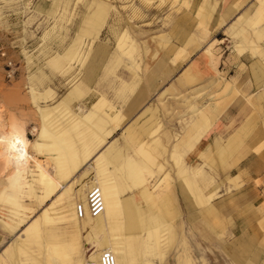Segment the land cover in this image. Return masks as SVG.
<instances>
[{
  "label": "bare ground",
  "instance_id": "1",
  "mask_svg": "<svg viewBox=\"0 0 264 264\" xmlns=\"http://www.w3.org/2000/svg\"><path fill=\"white\" fill-rule=\"evenodd\" d=\"M79 1L87 7L82 26L68 46L51 54L46 63L67 81V86H72L71 90L57 96L51 86L31 84L28 91L40 118L36 139L29 140L15 123L0 135V158L12 168L0 178V222L5 234L13 235L0 252V264H88L103 251L112 253L114 264H211L208 252L198 242L202 255L195 258L192 254V262L184 259L182 245H191L184 228L182 203L191 201L206 216L214 212L213 204L219 197V182L212 186L217 176L214 166L225 164L240 138L216 136L207 148L197 144L226 107L214 112L196 103L188 104L194 122L188 126L182 117L180 121L187 125L182 128L188 129L173 134L165 126L170 121L157 113L156 105H142L158 72L148 67L142 75L134 76L130 68H140L137 45L110 0H74V6ZM163 1L159 0L160 4ZM179 1L188 6L191 0ZM258 1L253 15L247 14L251 29L244 32L246 29L240 28L234 34L238 37L235 48L240 54L247 52L264 60V0ZM216 4L215 0H200L194 14L200 20L205 9L213 10ZM54 6L53 12L58 8ZM226 10L233 12L234 5ZM179 24V20L173 21L174 28ZM104 25L109 31L117 28L113 31L117 32L116 48L129 65L113 60L108 67L109 73L121 81L115 94L119 101L99 99L90 108H82L78 96L89 90L85 66ZM237 28L234 24L230 30L233 33ZM187 37L175 56L184 53L183 59L188 57L186 50L192 39ZM213 42L204 54L211 53ZM166 56L162 54L156 62L164 75L170 71L167 59H176ZM120 65L122 69L118 70ZM196 66L197 61H192L191 67L184 69L182 77L187 83L200 74L193 71ZM71 91L79 93L72 96ZM245 92V88L233 85L229 101ZM257 93L264 96V87ZM131 114L134 119L128 123ZM120 128H124L121 140L113 138ZM29 148L33 154H29ZM38 154L44 158H36ZM92 184L100 187L104 202V210L95 216L87 212L86 203ZM232 185L236 188L239 183L230 175L226 190L230 191ZM78 203L86 210L82 218L75 212ZM230 256L236 259L234 254ZM239 262L258 264L245 259Z\"/></svg>",
  "mask_w": 264,
  "mask_h": 264
},
{
  "label": "rangeland",
  "instance_id": "2",
  "mask_svg": "<svg viewBox=\"0 0 264 264\" xmlns=\"http://www.w3.org/2000/svg\"><path fill=\"white\" fill-rule=\"evenodd\" d=\"M67 1L0 0V115H2L0 135L4 130H9L10 123H15L24 130L29 140L36 139L40 118L28 91L31 84L40 88L51 86L55 88L57 96H64L71 90L72 86H67V81L46 64L51 54L62 52L68 46L84 22L87 13L84 2L79 1L77 6H74V0ZM173 1L164 0L160 4L159 0H152L150 3L145 0H110L124 29L136 42L140 55L139 71L133 67L130 70L134 76L142 75L148 71V67H154L158 72L154 85L151 89L148 88V97L142 105H156L157 113L170 121L165 126L173 134L185 132L188 128L185 130L184 127L194 122L195 118L187 111L190 103H196L203 110L214 109L215 112L223 107L228 108L238 97L242 100H246V97L248 100L246 103L253 108V112L240 125H236L234 121L227 123L226 135L239 134L241 137V143L233 152L232 158L235 155L241 157L236 161L234 158L226 159L224 165L214 166L217 176L212 186L216 187V183L219 182V197L213 204V214L204 215L202 209L191 205V201L182 203L184 228L191 245V247L182 245L184 259L192 262L194 260L192 254L195 258L202 255V250L196 245L198 242L208 252L206 257L211 264H230V261L239 264V259L264 263V200L261 201L260 193L257 197L254 196L252 201L245 200V196L250 195L246 192L250 185L246 187L248 177L244 169L247 164L242 162L246 142L256 137L260 139V123H256V117L259 118L261 115L260 108L264 103V97L256 92L254 78L256 74H264V60L260 56L251 57L247 52L240 54L235 48L238 37L234 36L240 28L246 29L244 32L251 29L247 14L253 15L259 1L215 0L217 4L213 10L205 9L203 16L205 22L202 24L203 17L200 21L194 14L200 0H191L188 6L182 1L174 3ZM230 4L234 5V11L227 14L224 21H220V15L226 14V8ZM53 5L58 6L54 12ZM110 19L111 15L106 21L109 22ZM174 20L180 22L176 28L173 25ZM231 24L238 27L233 33L230 30ZM104 26L89 51L88 66H85L87 75L85 82L89 90L81 92L78 96L82 108H90L99 99L119 101L114 95L117 82L109 73L108 67L113 60L119 63L122 60L124 64L129 65L116 48L117 32L113 31H117V28L109 31L106 25ZM187 35L192 42L186 50L188 57L183 59L184 53L180 56H175V53L184 45ZM212 41L214 42L210 47L211 53L204 54ZM165 53L168 54L166 58L176 57L175 62L167 59L170 69L167 75L159 73L163 68L156 67L158 57ZM192 61H197L193 71L200 74L196 76L194 82L187 83L182 73L185 68L191 67ZM204 62L208 66L207 69L202 65ZM260 68L263 72L259 71ZM117 69L121 70L122 66H118ZM235 84L245 88L246 92L244 95L238 94L230 102L229 89L231 90ZM226 86L228 91L224 92ZM263 87L264 80L260 88ZM250 92H256L258 97L255 95L253 99L250 95L247 97V93ZM78 93L79 91L72 93V96ZM229 102L230 104L226 106ZM116 106H119L117 102ZM139 109L141 108L133 115ZM165 110L168 112L165 113ZM224 112L225 110L219 115L220 118ZM10 117L14 118L11 119L13 122ZM131 117L132 114L128 118L130 119L128 123L134 119ZM182 117L186 119L187 125L180 121ZM123 130L124 128L117 130L113 138L121 140ZM211 132L212 127L197 146L207 148ZM262 146L264 147V143L261 145L259 142L254 150L260 151ZM241 150L243 152L239 153ZM28 152L33 154L31 148ZM36 158H44V155L38 154ZM234 161L235 164L231 163ZM11 169V166H6L4 159L0 158V178L10 173ZM230 175L237 177L239 185L236 188L232 185L231 190L227 191L225 182ZM253 182L255 186L260 187V179ZM4 232L0 222V252L13 237ZM230 254H234L236 259Z\"/></svg>",
  "mask_w": 264,
  "mask_h": 264
},
{
  "label": "crops",
  "instance_id": "3",
  "mask_svg": "<svg viewBox=\"0 0 264 264\" xmlns=\"http://www.w3.org/2000/svg\"><path fill=\"white\" fill-rule=\"evenodd\" d=\"M232 12H227L226 10V14L220 15L223 16L222 20L224 21L225 16L227 14H231ZM233 24H231L232 26ZM230 26V27H231ZM202 65H204V67L207 69V64L206 62L202 63ZM209 69V68H208ZM264 74H256V77L254 78V82H255V89L258 90L260 89V86L263 85V80H264ZM115 78V77H114ZM117 85L116 87H114V95L116 94L117 91H119L120 87H121V81L118 78H115ZM257 92V91H256ZM255 93H247V97L248 95H250V97H254V95L256 97H258ZM245 97V96H244ZM264 97V96H262ZM239 98V97H238ZM236 99L233 101V103L225 109L224 115L223 117L220 118V116L213 122V126H212V132L210 134V137L208 139V145H210L211 143L214 142V139L216 136H227L226 135V126L227 123L230 121H234L236 123V125H240L242 122H244L248 116L253 112V108H251L249 106L248 103H246L248 100L245 97L246 100H242V99ZM264 102V101H263ZM260 112L261 115L256 117V123H260V139H258V137L250 139L246 142L245 146V156L242 157V162H246V168L244 169L246 172V176L248 177L247 180V186H249V188H247L246 192L250 193V195H246L245 196V200H251L254 198V196H258V193H260L261 195V201L264 200V147L262 146V148L260 149L259 152H256L254 150V148L259 144V142L261 143V145H263L264 143V134H263V124H264V103L262 104L261 108H260ZM238 136L239 138L240 135L237 134L235 135V137ZM233 135H229L227 136L225 139H230L232 138ZM240 141L236 144V146L234 147V149L231 151V153L227 156L226 159H231L232 156H234L233 152L236 151L241 143V139H239ZM243 152L242 150L239 152L241 153ZM240 157V156H239ZM239 157H233L236 160H239ZM232 158V159H233ZM256 179H260V187L258 188L257 186H255L254 184V180ZM257 193V195H256ZM2 250V249H1Z\"/></svg>",
  "mask_w": 264,
  "mask_h": 264
},
{
  "label": "built area",
  "instance_id": "4",
  "mask_svg": "<svg viewBox=\"0 0 264 264\" xmlns=\"http://www.w3.org/2000/svg\"><path fill=\"white\" fill-rule=\"evenodd\" d=\"M87 212L95 216L100 214L104 210V202L102 192L97 184H92L87 190L86 195ZM77 217L82 218L86 210L81 203H78L75 207ZM88 264H114V256L109 251H103L97 260L89 261Z\"/></svg>",
  "mask_w": 264,
  "mask_h": 264
}]
</instances>
